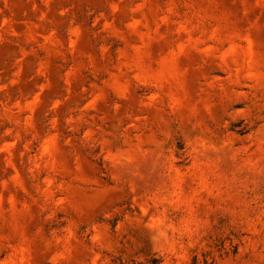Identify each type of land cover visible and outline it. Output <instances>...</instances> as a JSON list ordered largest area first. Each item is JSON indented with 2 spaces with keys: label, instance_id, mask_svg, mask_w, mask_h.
Instances as JSON below:
<instances>
[{
  "label": "rangeland",
  "instance_id": "rangeland-1",
  "mask_svg": "<svg viewBox=\"0 0 264 264\" xmlns=\"http://www.w3.org/2000/svg\"><path fill=\"white\" fill-rule=\"evenodd\" d=\"M0 264H264V0H0Z\"/></svg>",
  "mask_w": 264,
  "mask_h": 264
}]
</instances>
